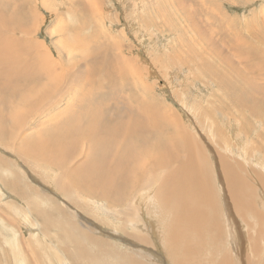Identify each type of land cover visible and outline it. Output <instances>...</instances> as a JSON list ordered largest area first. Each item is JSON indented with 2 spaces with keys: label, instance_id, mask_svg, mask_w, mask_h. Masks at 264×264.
<instances>
[{
  "label": "rangeland",
  "instance_id": "374dc122",
  "mask_svg": "<svg viewBox=\"0 0 264 264\" xmlns=\"http://www.w3.org/2000/svg\"><path fill=\"white\" fill-rule=\"evenodd\" d=\"M10 1L22 7L16 11ZM0 10L26 19L14 15L11 21L29 32H16V43L4 46L25 53L18 70L30 62L43 69L24 76L26 87L42 86L40 95L0 94V264H264V119L238 103L249 92L264 107V0H0ZM90 76L105 91L111 77L120 86L112 89L118 102L95 101L104 89L86 94L103 106V126L109 108L124 117L122 100L141 96L165 130L187 134L186 147L197 154L192 205L168 198L176 210L170 214L150 183L117 193L121 201L112 204L80 191L73 177L89 158L95 131L67 151L57 145L62 152L48 157L56 149L44 145L48 138L32 142L40 157L25 147L79 110ZM62 155L66 166L49 164ZM151 167L160 175L154 182L164 179L166 169ZM238 189L243 200L234 201ZM187 209L212 218L214 228H177L175 214Z\"/></svg>",
  "mask_w": 264,
  "mask_h": 264
},
{
  "label": "bare ground",
  "instance_id": "6f19581e",
  "mask_svg": "<svg viewBox=\"0 0 264 264\" xmlns=\"http://www.w3.org/2000/svg\"><path fill=\"white\" fill-rule=\"evenodd\" d=\"M21 1L22 0H20V2ZM9 6L13 7L16 11L18 8L22 7L21 3H18L16 1H12L11 3H9ZM7 10L8 9H6V11ZM12 10L13 9H11V12L9 11L10 14L12 13ZM24 10L23 12H25ZM3 13L4 12L0 10V16L3 19L2 21V19L0 18V94L7 95V98L10 97L13 93L14 94L17 93L18 91L22 93L29 92L31 95H33V93L37 94L39 93L38 91L40 90V88H42V86L41 85L38 86L39 84L38 83L36 85L38 86V88L29 87V86L26 87L24 84V79H25L24 76H25V72L27 76L32 75L34 77L36 76L35 74H37L38 76L40 75L38 71H41L43 69H40V70L35 69L34 63L32 64L30 62L32 65L30 63H28V65L30 64L31 68L29 67L30 65L29 66L27 65L25 66V70H21L23 68L18 70V67H19L18 63H20L25 53L18 52L20 48H16V47L15 48H9V47L5 48L4 47L6 45V42H10L11 44L12 42L16 43L14 42V40H17V38L14 37L13 39V36L16 32L23 34L25 31L28 30L27 28L25 30L23 28H20V25H18L16 22L11 21V20L16 21V17H14V15L15 16L17 15V20L19 19V17H21V20H22L24 16L19 15L18 17L17 12H16L17 14L15 13L13 17H11L13 13L11 15L9 14L10 16H5L6 12L4 14ZM21 20L19 23H22ZM28 40L29 39H27V42ZM29 42L31 43V40ZM13 45L15 46V44ZM28 45L26 47L25 52L27 51V48L30 50V44L28 43ZM25 58H28V57H25ZM46 64H47V61H46ZM24 65L25 64H23V67ZM40 65L43 66L42 64ZM36 66L38 67L37 64ZM107 74L108 73H106L105 75ZM97 76L100 78L99 75ZM97 78L95 79L91 78L93 79V81H90L87 84L88 87L86 90H84L85 94L82 93L83 94L82 98L79 99L81 100V106L79 110L77 108L75 112H71L72 110L67 111L68 110L67 109L66 111L68 113H67V117L65 118V120L67 119L66 122H64L65 120L63 119L64 121L60 120L55 125H53L54 129L51 135L45 132L43 133V135L41 133L40 135L26 139L24 141L25 147L28 150H31L32 152H34L36 155H39L38 157H40L41 153L36 150L37 145L33 144L32 142L34 139L39 138V142L41 143L44 139L48 138L44 142L45 146H49L53 143L56 145V149L54 151H50L48 154H45L48 157L51 154L62 152V150L60 149L67 151V148H70L72 146H77L79 140H82L85 137L89 139L88 136L93 134L95 131V134L91 137L89 144H87L88 151H89L88 160L85 161L84 164L80 165L79 167H76L75 169L76 172L73 178L80 182H74V183L77 185L80 191H82L83 193L87 195L89 194L92 196H94L95 194H101L102 197L107 198L108 202L112 204V203L121 201V199H119V196L118 198L114 197V196H117V193H120V192L127 193L131 188L135 186H137V188H142V190H144L143 189L144 186L150 183L148 186L149 190L154 189V188L158 190V193H160L164 201L162 204H166V199L170 198V199H175L177 201V204L179 205L184 204L183 206H185L186 208L192 205L191 200H190V197H191L190 194L192 191L196 190V188L194 187H196L197 185V181L195 179V173H196L195 171L197 170V167L194 164L193 156L197 154L193 155L190 149L186 147L187 146L186 144L187 134H184L183 133L184 131L182 130L177 131V132H173L175 131V129H173V131L165 130V124L161 116L159 115V112L156 110V108L149 110L148 108L149 105L146 103V101H144V99L141 96L139 98H135L134 103H132V100L128 101L127 98H124L125 100H122L124 101L123 104L125 107L123 108L126 109V115L124 117H122L121 114L119 115L115 111L109 108L108 113H107L108 126H103L102 123H100L101 116L103 113V106L101 104H97L96 102H94V99L95 101H97V100H100L102 97L108 96L109 98H115L116 102H118V98L114 96L112 89L114 88L115 91L117 89L119 90L120 86L116 84L117 81L111 80L112 79L111 77L110 80L108 79L106 82L107 90L105 91L104 85L103 87L101 85L102 81ZM222 85H224V82ZM44 88H45V85H44ZM90 88L93 89L95 92H99L101 89H104L105 93H102L103 95L99 96L98 98L90 99L89 95L91 93L88 92ZM123 88H127V86L123 85ZM41 91H44V90H41ZM26 93H24V95ZM42 93L44 94V92ZM87 93L89 95H86ZM234 93L236 92L234 91ZM43 94H41V96H43ZM120 94H121V91H120ZM125 94H126V91H124L123 95ZM127 94H128V91H127ZM248 95H246L247 99L245 101L239 100L238 103L241 106L248 105L249 109L252 108L253 112H255L256 114L259 113L260 115L259 118L264 119V109H261L264 107L262 105L255 104L253 101V99L255 98L252 99L249 92H248ZM238 96L239 95L237 93L236 97L238 98ZM250 101L252 102V104ZM108 106H110V103ZM115 107L117 108L116 103H115ZM107 109L108 108H106V111ZM87 110H89V112ZM60 111L58 112L57 115H60ZM61 115H66V114L65 112H62ZM105 115H106V112H105ZM127 117L128 119L126 120ZM79 121H81V124L78 126ZM101 133H104L109 137L108 142H106V139L103 135H100ZM175 140L176 142L174 143ZM57 145L62 146V147H60L59 149ZM163 146H165L167 149H165ZM115 148H116V154L113 155ZM170 150L173 151L171 152V154L169 153ZM177 150L179 151L183 150L187 154L188 159L185 160L181 156L182 152L180 154L178 153L179 151ZM174 151H177V152H174ZM170 155L172 157H170ZM63 157L64 155H62L58 161H52L49 164H53L56 166H61V165L66 166L67 163H69L68 161L69 158L67 160V159H62ZM148 158L150 160L149 162L150 166H148L145 163V161L148 163L147 161ZM175 164L178 165L177 168H174ZM153 165H156V166L158 165V167L160 166L161 169L162 168L166 169V175L164 174L165 176L164 179L158 180L157 183L154 181H156L158 176L160 175H159L158 170H155V168L151 167ZM225 167H226L227 172H229L233 177L234 174L231 173L228 165ZM148 170H150L153 173L151 175L149 174L151 177H148L147 175ZM83 177L85 178V180ZM14 184H16L17 186L16 189H19L22 192H24L23 189H20V187H18L17 182L16 183L14 182ZM242 185H244V183H242ZM172 194H175L178 197L180 195V198L176 199V197ZM249 194L252 195L253 193H251L250 191ZM158 195L159 194H157V196ZM235 195L236 197H234V201H236L237 198L243 200L244 193L241 192V190L238 189ZM186 196L188 198V201H183V198H185ZM195 197H197V194ZM204 199H207V198H204ZM158 200H161L160 197L158 198ZM168 207L170 208L169 213L171 212V210H174L176 212L175 206L170 205ZM191 209H187L186 214H182L181 218L177 217L175 214L174 221L176 222L177 228L178 227L184 228L186 226L187 228H189V227L195 226V224L197 225L200 224L201 225L200 228H202L203 230H204V227H207V228L211 227V229L214 228L212 218H210L209 216L207 218V216L203 215L202 213L199 215H194V212H192ZM180 211L181 210L179 208L178 212ZM223 211L224 209L220 211L221 217L223 215L222 213ZM191 217H194L192 221L189 220ZM227 225L228 224H226V226ZM229 226L230 225H228L227 227ZM193 228H196V227H193ZM79 233L83 236H86L82 234L81 231H79ZM180 250L181 249H179V251Z\"/></svg>",
  "mask_w": 264,
  "mask_h": 264
}]
</instances>
